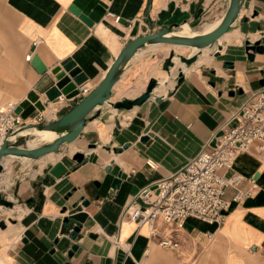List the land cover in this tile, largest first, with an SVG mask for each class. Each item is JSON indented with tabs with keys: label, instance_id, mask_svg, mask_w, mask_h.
<instances>
[{
	"label": "crops",
	"instance_id": "1",
	"mask_svg": "<svg viewBox=\"0 0 264 264\" xmlns=\"http://www.w3.org/2000/svg\"><path fill=\"white\" fill-rule=\"evenodd\" d=\"M146 3L0 0V105H16L23 125L34 124L40 115L51 122L67 113L79 101L58 105L48 99L56 81L52 71L69 61L84 79L78 88L93 90L131 40L133 25L138 23V36L150 32L143 23ZM227 3L152 0L151 32L173 24L215 22ZM257 42L261 53L246 51L247 43ZM172 48L147 46L128 64L113 88L118 90L116 102L136 99L152 79L158 85L150 99L130 110L100 108L69 145V155L82 153L86 163L52 154L47 167L22 173L9 189L4 184L13 206H0V223L5 224L0 228V264H264V147L259 143L238 155L224 173L243 180L225 190L230 208L222 223L188 218L178 227L158 217L150 234L147 226L122 220L143 188L178 172L212 146L220 125L264 88V0H245L237 20L214 46L201 51L192 65L177 63L165 72ZM177 49L186 57L191 54ZM57 163L66 168L60 178L49 173ZM120 173L125 179L111 189ZM238 194L248 196L235 200ZM75 228L79 232L72 240ZM165 241L170 247L161 246Z\"/></svg>",
	"mask_w": 264,
	"mask_h": 264
},
{
	"label": "built area",
	"instance_id": "2",
	"mask_svg": "<svg viewBox=\"0 0 264 264\" xmlns=\"http://www.w3.org/2000/svg\"><path fill=\"white\" fill-rule=\"evenodd\" d=\"M114 23L119 17L106 13ZM30 55L25 58L29 61ZM90 87L77 88V95L66 99L60 95L55 99L58 105L67 101H80L91 92ZM40 115L34 124L50 122ZM24 126L16 114V105H0V147L9 134ZM212 146L206 145L202 151L178 172L143 188L129 203L122 213V220L147 226L153 234V222L161 217L165 222L182 227L188 218H195L207 224H219L224 220L230 203L225 199L227 188H236L243 178L224 173L232 169L238 155L247 153L255 143L264 147V88L252 94L239 110L220 125L214 133ZM148 166L154 169L152 162ZM246 195L238 194L235 200ZM140 205L137 206L136 203ZM162 247H170L169 242H162ZM128 254V250L126 251Z\"/></svg>",
	"mask_w": 264,
	"mask_h": 264
},
{
	"label": "water",
	"instance_id": "3",
	"mask_svg": "<svg viewBox=\"0 0 264 264\" xmlns=\"http://www.w3.org/2000/svg\"><path fill=\"white\" fill-rule=\"evenodd\" d=\"M245 0H228L227 7L222 15L218 25L207 33H199L193 36H179L176 31L182 25H188L190 30H194L199 25V21L191 24L183 23L173 24L165 27L157 32H151V22L148 18L152 0H147L143 23L147 25L150 30L149 33L138 36V23H135L131 31V40H129L119 51L114 61L107 69L100 83L79 102H77L67 113L61 117L41 125H24L12 131L7 139L0 147V173L3 171L2 162L7 158L23 159L36 161L49 154H57L63 146L74 143L82 133L86 124L96 119L100 114V108L104 105L111 106L116 111L130 110L134 106H139L152 96V92L158 85L154 79L150 80L147 84L146 90L143 94L139 95L136 99L112 103L110 97L113 93V88L118 83L120 77L126 70L128 64L137 55V53L147 46L151 45H167L174 48L184 47L194 49L196 52L187 57L175 55L174 51H170L168 57L163 63V70L168 72L174 67V60L177 57L186 67L192 65L198 54L214 46L232 27L237 20L238 15L242 9ZM246 51L261 53L262 46L257 42L253 46L246 44ZM252 59L253 54L248 55ZM61 69H54L52 73L55 75V83L47 92V97L50 101L55 100L60 95L65 96L66 99H71L77 95L76 89L84 83L80 71L75 68L74 64L65 61L60 65ZM43 70L42 68L40 69ZM178 84L182 79V73L178 75ZM36 129L38 131H47L55 134V139L52 142L40 145L35 148L17 146L18 132L21 130ZM72 160L78 164L87 162L82 153H76L72 156ZM50 175L55 178H60L66 173V168L61 164H55L50 170ZM125 179L124 174H118L111 182V189H116L120 182ZM88 203L85 202L84 205ZM0 206L5 208H12L11 201L3 198L0 195ZM0 228L5 229V224L0 223ZM79 232V228H75L70 239L74 240ZM76 250V246L72 247V252Z\"/></svg>",
	"mask_w": 264,
	"mask_h": 264
},
{
	"label": "rangeland",
	"instance_id": "4",
	"mask_svg": "<svg viewBox=\"0 0 264 264\" xmlns=\"http://www.w3.org/2000/svg\"><path fill=\"white\" fill-rule=\"evenodd\" d=\"M214 20H209V21H205L203 24H200L194 28V29H198L196 31H200L201 27L206 25V24H210L213 23ZM172 51H174V54L180 55L182 57H186V53H183V55H181L179 52L180 50L177 48H172ZM169 55V54H168ZM177 62L178 65H180V61L177 57H175L174 60V66L177 64L175 63ZM118 94V90H113L112 96L110 97V101L112 103L116 102V98ZM106 107H108L109 109H113L111 106L109 105H105ZM32 125H36V124H32ZM34 137L32 135H28V136H24L21 138H18L16 145H19L21 147H27L28 143L33 141ZM61 155H63L64 159L67 158H72V155H69V145L63 146L62 150H60ZM57 153V154H59ZM53 155L50 156H46L44 158H42L41 160H36V161H30V160H23V159H15V158H7L6 160H4V162H2L3 165V171L0 173V195L2 193H5V196L7 197L6 199L10 200V196L9 193L6 192L7 190L3 189L4 184L7 185L6 189H9L10 186L13 184V182L15 181L14 179L16 177H19L20 175H22V173H32L34 174L35 172L40 171L41 169L47 167L49 165V163L51 162ZM3 211H7L2 209ZM9 213H11V210H8ZM8 225L10 224L9 222L7 223Z\"/></svg>",
	"mask_w": 264,
	"mask_h": 264
},
{
	"label": "bare ground",
	"instance_id": "5",
	"mask_svg": "<svg viewBox=\"0 0 264 264\" xmlns=\"http://www.w3.org/2000/svg\"><path fill=\"white\" fill-rule=\"evenodd\" d=\"M220 19L215 21L212 24H208L204 28H201L199 32L198 31H194V30L193 31L190 30L188 25H182L176 31V35H179V36H193V35H196V34H199V33H207L209 31H211L212 29H214L218 25V23L220 22ZM178 48H183V47H178ZM187 49H189V48H187ZM189 50H190V53H191L189 55H192V54H194L196 52V50H194V49H189ZM180 66L181 67H185V65H183L182 63H180ZM17 135L18 136H22V137L28 136V135H32L34 137V140L28 143V147L29 148H35V147H38L40 145L50 143V142L53 141V139H55V134L54 133L47 132V131H38L36 129L21 130V131L18 132ZM49 155H52V154H49ZM49 155H47V156H49ZM44 157H46V156H44ZM41 159L42 158H40L39 160H41Z\"/></svg>",
	"mask_w": 264,
	"mask_h": 264
}]
</instances>
